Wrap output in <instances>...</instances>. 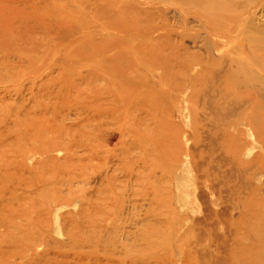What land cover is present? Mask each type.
I'll list each match as a JSON object with an SVG mask.
<instances>
[{"label":"rangeland","instance_id":"obj_1","mask_svg":"<svg viewBox=\"0 0 264 264\" xmlns=\"http://www.w3.org/2000/svg\"><path fill=\"white\" fill-rule=\"evenodd\" d=\"M257 1L255 3L257 6L253 5L251 18L255 26L260 29L263 28L264 36V0ZM222 2L225 5L228 4L225 1ZM129 9L137 12L147 11L151 15L143 19L135 14L131 15ZM233 11L232 7L225 8L224 6L223 10L214 13L205 12L195 9L186 0H0V168L2 167L0 169V225L3 227L2 229L6 225L11 227L12 223L10 224L9 220L18 214L27 219H29V215H25L26 212L33 211L32 217L41 215L44 220L39 225L34 224L35 228L42 234L47 233L50 236L49 246L39 250V253L42 252L43 254L40 253L43 259L42 264L52 262L50 259L52 256L56 260L55 263L81 264L78 259L85 258V254L92 250L98 252V256L104 264L113 257H121V260H128L125 264H131L130 259L137 258L136 256L143 251L144 253L153 251L143 249L145 248L143 236L146 235L147 237L148 235L149 237L152 234L154 236V229L151 226H135L134 224L139 217L144 218L146 202L137 201L135 208L125 204L113 205V198L120 199V195L117 197L116 195L119 192L124 193L122 189L125 187L120 186L119 182L117 183L118 186L110 188L112 196L99 197L103 207H107V210L97 211L91 202L82 199L78 186L81 183L79 180L73 181V186L69 188V191L63 176L70 170H68V165L63 162L64 152L55 150L51 153L58 159L59 163L57 162L55 165L46 161L43 162L44 159L41 155L40 157L39 154L33 153L34 148L42 146L48 137H53L54 134L45 132L44 126H40L37 121L33 122L34 117L32 120L30 117L34 112L36 114L43 112L45 105L52 106L53 102L60 103L59 98L57 100L53 98V94L58 95L57 97L62 95L69 100L79 97L80 92H82L83 98L87 100H92L93 96L101 94L102 96L96 101L102 104L106 112H112L113 108L109 101L118 97L117 93L121 92L124 95L126 91L134 93L135 91H156V93L157 91H174V94L172 92L170 94L177 95L176 97L181 101L173 102L167 99L165 104L171 109L170 111L179 109L178 116L183 115L185 125L177 126L181 131L177 134L181 144L186 143L185 136H192L196 128L192 129L186 124L189 120L188 112L183 114L181 108L187 109L189 106H194L198 116L200 114L203 116L204 97L201 91H204V82L202 80L207 77L208 69L202 73V78L195 82V86H192L190 85V78L196 76L194 74L195 68L190 69L187 64L193 62L182 64L180 61L181 63L177 64L169 59L162 60L159 56L154 57L150 54L140 57L134 52L133 45L143 41L146 32L149 31L148 28L164 23L165 29L172 31L175 36L182 32L193 36L194 39L184 40V46L201 57L199 62L202 63L197 64V67H206V62L209 59L207 54L211 57H221L225 51H230L236 48V45L238 46L237 41H233L232 46H230L231 42L227 40V33L234 35L233 31L219 27L217 31L210 32L206 20L220 21L224 16H232ZM186 12L189 14H185ZM184 16L188 19L187 24L184 22ZM129 17L132 20L128 19ZM129 24H134V27H131L132 30L126 29ZM220 34L225 36L224 40L228 42V47H223V43L218 40L217 45L214 46L218 49L215 50L212 46L210 53H208L205 44L214 42L216 40L215 35ZM149 43L146 44L149 45ZM245 50L246 57L249 56V58L257 61V67H250V69L254 68L255 71L264 73V51L258 50L257 47L250 50L246 48ZM228 63L229 59L223 63V70ZM212 64L219 66L217 62ZM146 77L153 83L146 81ZM151 84H154V87ZM261 84H264V81H261ZM179 91L184 92L180 95ZM237 91L234 88L233 92L236 93ZM192 93L198 96V100L187 102L183 99V96ZM71 105H73L71 107L73 110L70 112L71 119L69 118L65 123L75 126L77 122L75 115H73L75 114L74 108L79 107L80 102H71L69 106ZM131 105L133 107L134 104L131 103ZM237 111L236 108L235 112ZM88 112L91 114H84L83 118L98 117L101 126L105 128L101 129L100 135L97 136V142L103 144L101 137L104 136L103 138L106 140L111 135L113 139L109 143L111 146L116 145L119 134L114 130V123L105 120L104 116L97 111L90 110ZM32 124L34 125L32 126ZM154 129L148 128L144 132L153 136L156 131ZM199 136L205 139L206 131L203 126ZM160 138L167 142L168 140H177V135L172 133L161 135ZM248 141L253 142L256 146L254 151H259V146L256 145L255 141L250 138ZM184 146L192 148L196 152L210 150L207 141H203L201 147L197 148L198 150L194 149L190 141ZM105 148L104 146L97 149L98 155L94 159L96 162H104L101 156ZM116 148L117 146H115ZM146 148L151 150V146H146ZM227 149L230 147L227 146ZM115 153L117 157L111 160L108 168L98 169L100 172L89 178L92 183L89 187H85H88L86 189L88 195H96V189L99 188L97 181H100V178L104 179L106 173L112 174L113 172L119 181L125 178V170L127 169L125 164H128L132 157L121 148H117ZM227 153H223V155L215 153L213 157L217 160V156H219V159L228 161L227 163L224 161L227 165L221 170L229 175L233 169V166L228 165L230 159L235 162L237 159L230 158L231 153ZM146 154L145 157H153L151 151ZM133 156L137 158L139 153L136 151ZM250 157L251 154H247L241 156L240 161H238H250ZM135 158L133 157L132 161L136 163L137 160L139 161L137 168L141 166V161L139 158L137 160ZM6 163L8 164L6 165ZM16 166L18 167L16 168ZM52 166L54 167L52 168ZM236 166L238 165L236 164L235 168ZM65 170L66 172H62ZM20 171L22 172L20 173ZM249 172L252 170L249 169ZM234 178L235 175L232 174V179ZM236 182H238L236 185L241 188L240 191L235 192L237 191L235 190L231 194L223 193V198H226H224L225 202L220 205L213 203L215 193L209 191L210 189L205 186L200 188L204 191L210 208L222 211L224 218L228 220L227 227L230 229L234 220L239 218L241 213V208L238 207L236 199L239 196L247 197L248 192L243 182L237 180ZM250 183L254 187H260L257 194L259 206L261 200L264 201V173L252 175ZM184 186H188L189 191H191L192 185L188 182ZM105 189L109 190L106 185ZM200 190L199 188L196 189L195 200H191L187 204V207L199 208L201 212L197 213L198 215L204 210L202 204L204 200H201V197L204 198V196ZM198 193L200 195H197ZM64 199L70 200L71 204H60L54 208L55 202H61ZM105 201L107 202L105 203ZM227 209L229 210L227 211ZM260 209L259 207L258 211H261ZM262 210L258 215H261L260 217L263 218L264 222V208ZM47 211H50V214ZM105 214L106 216H103ZM228 214L229 216H227ZM46 220H48L49 226L43 227ZM19 221L21 222V219L17 220V222ZM243 225H250L256 229L261 226L256 223L254 218L243 221ZM16 226H29V223L21 222L14 225L11 231L18 235L21 234V231H16L18 228H15ZM127 230L131 232L129 235L125 234ZM141 237L142 239H140ZM227 238L229 237L227 236ZM98 240L99 245H97ZM189 240L185 242L186 247L193 244V248L197 239L192 236ZM230 243L229 239L220 243L221 247L225 250L228 249L221 251L222 253L214 252V248L209 251V248L207 250L208 264H238L228 255ZM0 245H2L0 247L2 250L9 251L4 256L0 255V264H6V262L10 264L13 260L19 261L11 252L13 245H9L5 239H1ZM61 253H65L67 258H64ZM164 257L167 258V254ZM23 263L27 264L26 258ZM242 263L249 264L248 260L242 261Z\"/></svg>","mask_w":264,"mask_h":264},{"label":"bare ground","instance_id":"obj_2","mask_svg":"<svg viewBox=\"0 0 264 264\" xmlns=\"http://www.w3.org/2000/svg\"><path fill=\"white\" fill-rule=\"evenodd\" d=\"M186 1L195 9L211 13L223 10L224 6L225 8L232 7V10H234L232 16H224L220 21H210L207 19L206 25H208L210 32L217 31L219 27H225V30L233 31L234 35H231L229 32L227 33V40L231 42L230 46H232L233 41H237L238 46H235L237 49L225 51L221 57H211L207 54L209 59L206 62V67H197V64L202 63L199 62L201 57L192 53L190 48L184 46V40L193 38V36L184 32L175 36L172 31L165 29L164 23H159L153 28H148L149 31L146 32V37L140 44L133 45V49L140 57L150 54L154 57L159 56L162 60L169 59L171 62L177 64L181 62L182 64L193 62L187 64L190 69L195 68L194 74L196 76L190 78V85L192 86H195V82L201 79L202 73L208 69L207 77L202 80L204 82V91H201L204 97L203 116L201 114L198 116L197 110L193 108L194 106H189L187 109L181 108V111L183 114L188 112L189 120H187L186 124L192 129L196 128L192 136H185V142L188 143L190 141L194 149H197L201 147L203 141H207L210 150L196 152V150L191 148V151L189 147L184 146L186 143L181 144L179 141L178 134L181 131L177 126L185 125L183 115L181 114L182 117L178 116L177 112L179 109L177 111H170L171 109L165 104L167 99L173 102L181 101L176 97L177 95L170 94V92L173 93L174 91H157V93L156 91H135V93L126 91L124 95L121 92L117 93L118 97L109 101L110 106L113 108L112 112H106L102 104L96 101L102 96L101 94L93 96L92 100L83 98L82 92H80L79 97H71V100L67 97H62V95L57 97L58 95L53 94V98L55 100L59 98L60 103L53 102L52 106L45 105L43 112L41 111L37 114L34 112L30 119L32 120L34 117L35 120L33 122L37 121L40 126H44L45 132L53 133L54 136L48 137V140L39 148L35 149L34 146L32 151L39 154V156L41 155L44 159L43 162L46 161L54 165L57 164L58 159L52 156L51 153L55 150L63 151V162L65 165H68V170L70 169L68 172L66 170L62 171L66 172L65 175L63 174L65 185H67L70 191L69 188L73 186V181L79 180L81 183L78 186L82 199L91 202L97 211L107 210V207H103V203L99 200V197L112 196L110 188L118 186V182L120 186L125 187L122 189L124 193L121 194L119 192L116 195V197L120 195V199L113 198V205L125 204L135 208L137 201L146 202L147 206L144 208V218L139 217V219L135 220L134 224L135 226H151L154 229V236H152L153 234L149 237L148 235L147 237L146 235L143 236V240L145 241V248L143 249L153 251L145 253L143 251V253L136 256L137 258L130 259L131 264H158L161 261H163L161 264H208L207 260L209 257L207 256V250L209 248V251L214 248V252L225 250L221 247L220 243L226 239L231 241L228 255L236 263L243 264L242 261L248 260L249 264H264V222L263 218L260 217L261 215H258L259 212L263 211L264 201L261 200L258 206L257 194L260 187H254L250 183L252 175L264 173V84H261V81H264V73L255 71L254 68L250 69V67H257V61L249 58V56L247 58L244 54L246 48L250 50L257 47L258 50L264 51L263 28L261 27L260 29L255 26L251 18L253 5L257 0ZM222 1L228 4L225 5ZM129 13L143 19L151 15L147 11L137 12L132 11V9H129ZM185 14L189 13L186 12ZM187 20L184 16L186 24ZM133 25L129 24L126 29L132 30L131 27H134ZM212 35L214 36L213 33ZM215 36L216 40L214 42L205 44L208 53H210L212 46L214 48L217 45L218 40L223 43V47H228V42L224 40L225 36L223 34ZM147 42H150L149 45L146 44ZM214 49L217 50L218 48ZM228 59L229 63L223 70V63L228 61ZM33 60L36 61V59ZM215 62L219 63L220 67L212 64ZM145 80L153 83L148 77ZM151 85L154 87V84ZM234 88L238 90L236 93L233 92ZM58 92L60 93V91ZM183 92L179 91L180 95ZM197 98L198 96L193 93L183 96V99L187 102L195 101ZM75 101L76 103L80 102L79 107L74 108L75 114H73L77 123H75V126L67 125L65 121L70 118V112L73 110L71 108L73 105L69 106V104ZM131 103L134 104L133 107ZM236 108L237 112H235ZM90 110L97 111L104 116L105 120L114 123V130L119 134L116 145L111 146L109 143L113 139L111 135L106 140L103 138L104 136L101 137L103 144L97 142V136L100 135L101 129L105 128L101 126L98 117L83 118V115L89 114L88 111ZM200 125L205 128V139L199 136L202 127ZM148 128H155L154 130L156 131L153 133V136H149L144 132ZM172 133L177 135V140H168L166 142L160 138L161 135ZM249 138L259 146V151H254L256 146L253 142L250 143L248 141ZM104 146L106 148L101 156L104 162H96L94 159L98 155L97 149ZM115 146L121 148L132 157L131 161L125 164L127 166L125 178L119 181L113 172L112 174L106 173L104 179L100 178V181H97L99 188L96 189V195H88L86 189L92 183L89 181V178L99 173L101 169L108 168L111 160L117 157L115 153L117 148L115 149ZM146 146H151V150H148ZM227 146L230 149H227ZM136 151L139 153L137 158L141 161V166L137 168L136 166L139 161L133 156ZM148 151H151L153 157H145ZM227 152L231 153L230 158L237 159L236 162L230 159L231 161L228 165L233 166L234 170L232 169L229 175L221 170L223 167H226L227 164L225 163L228 161L224 159L226 161L224 163L221 158L219 159V156H217V160L213 157L215 153L223 155V153ZM247 154H251L250 161L241 160L239 162L240 157ZM133 157L137 160V163L132 161ZM236 164L238 166L235 168ZM146 169L147 172H145ZM249 169L252 172H249ZM232 174L235 175L234 179H232ZM236 180L243 182L248 192L247 197L239 196L236 199L239 205L237 206L241 208V213L239 218L234 220L230 229L227 227L228 220L224 218L225 216L222 211L210 208V203L205 198L204 191L202 189L201 191L200 188L205 186L210 189L209 191L215 193L213 203H219L220 205L225 202L224 198L226 197L223 198V193L228 192L231 194L232 191H240L241 188L236 185V183L238 184ZM187 182L192 185L191 191H189L190 188L188 186H184ZM105 185L109 190L105 189ZM86 186L88 187L85 188ZM197 188H199L201 193L203 192L204 196V198L201 197V200H204L203 203L201 202L204 205V210L200 215L197 214L201 212L199 208L195 206L187 207L189 201L195 200ZM127 191L129 192L127 193ZM197 195H200V193ZM138 198L139 200H137ZM69 203L70 200L64 199L61 202H55L54 208L60 204ZM140 207H142V204H140ZM259 207L261 211H258ZM222 210L224 211V209ZM32 213L33 211L26 212L25 215H29V219L21 214L12 217L9 220L10 224L12 223L11 227L6 225L2 229L3 227L0 225V229H2L0 230V242L1 239H5L9 245H13L14 247L11 252L14 253L15 258L19 259V261L13 260L10 264H24L25 258L27 264H42V252L40 254L39 250L49 246L50 236L47 233L42 234V232L35 228L34 224L39 225L44 219L41 215L32 217ZM47 213L50 214V211H47ZM103 216H106V214ZM253 218L258 225H261L258 229L250 225H243V221ZM18 219H21V222L29 223V226H16L15 228L18 227L16 231H21V234L17 235L13 234L11 229L15 224L21 223L20 221L17 222ZM48 224L49 222L46 220L43 227L45 225L49 226ZM253 228L255 229L253 230ZM255 231L259 232L256 233ZM130 233V230H127L125 234L129 235ZM192 236L197 239L195 245L193 248V244L186 247L185 242L189 239L191 240ZM125 237L127 239V236ZM223 238L224 240H222ZM149 240L150 243H148ZM17 244L19 246H16ZM97 245H99V240L97 241ZM226 250L228 249L226 248ZM8 252L0 248L1 256L8 254ZM165 254H167V258L164 257ZM62 255L64 258H67L65 253ZM85 255V258L78 259L81 264H104L95 250ZM50 259L52 262L44 264H59L55 263L54 256ZM108 260V263L105 264H125L128 261L125 259L121 260V257H113Z\"/></svg>","mask_w":264,"mask_h":264}]
</instances>
